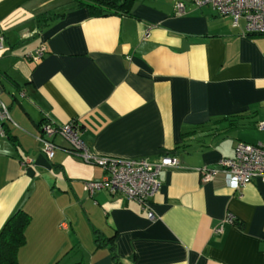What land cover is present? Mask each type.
<instances>
[{
  "label": "crops",
  "instance_id": "1",
  "mask_svg": "<svg viewBox=\"0 0 264 264\" xmlns=\"http://www.w3.org/2000/svg\"><path fill=\"white\" fill-rule=\"evenodd\" d=\"M239 24L190 0H134L131 13L108 16L75 0H0V99L11 117L0 229L17 209L29 213L19 264H264V182L231 188L198 171L233 157L238 141L264 144V34L243 36ZM71 120L94 154L172 155L181 167L160 172L146 207L89 193L84 182L103 169L60 138L49 159L36 140L43 121Z\"/></svg>",
  "mask_w": 264,
  "mask_h": 264
},
{
  "label": "built area",
  "instance_id": "2",
  "mask_svg": "<svg viewBox=\"0 0 264 264\" xmlns=\"http://www.w3.org/2000/svg\"><path fill=\"white\" fill-rule=\"evenodd\" d=\"M196 7L211 6L218 14L231 17L234 26L244 21L241 34L243 36L264 34V0H190ZM185 2L177 1L174 5L176 14L185 12ZM151 25L145 29V37L150 34ZM5 45L4 36L0 33V49ZM45 52L44 46L35 50L33 58L39 61ZM8 106L0 99V135L5 136L4 124L10 121ZM259 130H264V122L257 124ZM82 128L77 120H71L63 125L50 121L41 125L36 140L41 145L43 153L51 159L55 151L60 148L56 138L63 140L67 147L65 151L75 154L85 163L99 165L103 169L101 179L84 182L85 191L92 193L98 189H107L111 193H122L125 196L139 201L146 207L150 198L158 192L161 186L159 174L163 169L181 167L177 156L162 155L158 159H124L99 156L89 150L81 138ZM32 162L31 157L23 160L24 164ZM201 179L209 182L215 179L218 173L223 175L226 186L239 188L240 186L260 179L264 182V144L238 141L235 145L234 156L219 160L218 167L198 168ZM148 217L155 215L149 211ZM227 221L233 222L234 217L229 215ZM61 227H66L62 222ZM221 226L215 228L216 232Z\"/></svg>",
  "mask_w": 264,
  "mask_h": 264
},
{
  "label": "trees",
  "instance_id": "3",
  "mask_svg": "<svg viewBox=\"0 0 264 264\" xmlns=\"http://www.w3.org/2000/svg\"><path fill=\"white\" fill-rule=\"evenodd\" d=\"M134 0H75L77 6L86 7L92 16L129 14ZM47 122V121H43ZM30 215L23 209L14 211L0 229V264H19L18 251L25 244V230ZM101 239L97 238L100 242Z\"/></svg>",
  "mask_w": 264,
  "mask_h": 264
}]
</instances>
